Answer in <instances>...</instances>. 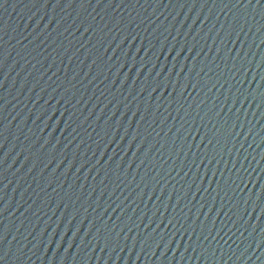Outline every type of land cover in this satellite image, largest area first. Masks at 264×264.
<instances>
[{
	"label": "water",
	"instance_id": "95a60500",
	"mask_svg": "<svg viewBox=\"0 0 264 264\" xmlns=\"http://www.w3.org/2000/svg\"><path fill=\"white\" fill-rule=\"evenodd\" d=\"M0 264H264V0H0Z\"/></svg>",
	"mask_w": 264,
	"mask_h": 264
}]
</instances>
